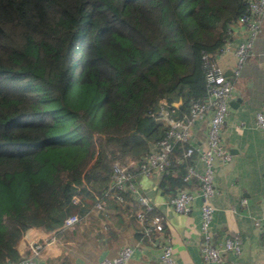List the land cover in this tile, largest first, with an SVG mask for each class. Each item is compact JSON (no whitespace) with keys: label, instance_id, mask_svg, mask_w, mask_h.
Wrapping results in <instances>:
<instances>
[{"label":"trees","instance_id":"trees-1","mask_svg":"<svg viewBox=\"0 0 264 264\" xmlns=\"http://www.w3.org/2000/svg\"><path fill=\"white\" fill-rule=\"evenodd\" d=\"M248 4L0 0V264L25 255L17 243L27 228H54L79 206L73 194L102 196L113 159L146 154L145 140L166 128L161 98L183 115L205 96L203 54L214 55L234 25L248 32L239 21ZM182 143L164 166L178 184ZM125 191L108 205L122 207Z\"/></svg>","mask_w":264,"mask_h":264},{"label":"crops","instance_id":"crops-1","mask_svg":"<svg viewBox=\"0 0 264 264\" xmlns=\"http://www.w3.org/2000/svg\"><path fill=\"white\" fill-rule=\"evenodd\" d=\"M246 32L243 26L234 25L230 35L231 49L214 54L217 64L233 79V89L221 128V140L231 158L226 162L217 158L213 160L216 190L210 197L214 204L210 230L218 242H222L227 235L238 233L239 252L222 249L220 262L205 261L201 254L202 235L199 227L201 199L193 197L191 208L186 213L176 211L170 202V197L178 189H194L198 178L193 176L183 184L174 183V178H165L168 173L165 167L151 174L140 173L137 171L140 157L129 158L125 163L135 171L137 190L125 191L122 207L108 205L112 202L107 198L105 206L97 208L94 206L95 198H81L78 195L79 206L71 211L79 214L77 222L68 227H60L59 224L51 229L31 226L19 239L18 251L27 254L30 241H42L43 247L36 258L39 264H97L101 257L112 256L121 245L130 244L135 247L125 264H164L159 254L162 246L170 243L174 264H264L261 225L264 215V125L257 126L255 123L256 111L264 114V17L261 30L253 41V53L246 58L239 75L235 77L236 55L233 47L245 39ZM170 113L175 117L182 116L177 107L172 108ZM209 114L210 111L203 118L190 123L189 139L183 142V146L189 142L199 147L205 146ZM145 141V151L155 149L153 139L147 138ZM187 161L199 171L203 169L197 154L188 157ZM172 173L174 177L178 168ZM138 194L150 198L156 211L153 214L162 215L160 229L152 228L145 232L146 221L140 222L135 217L136 211L144 209ZM243 198L245 201H242ZM103 213H108L105 215L107 219Z\"/></svg>","mask_w":264,"mask_h":264},{"label":"built area","instance_id":"built-area-1","mask_svg":"<svg viewBox=\"0 0 264 264\" xmlns=\"http://www.w3.org/2000/svg\"><path fill=\"white\" fill-rule=\"evenodd\" d=\"M248 8L249 13L239 17V21L245 23L248 32L245 39L238 41L233 47L236 55V66L233 72L235 77L239 75L243 62L253 53V41L260 31L261 22L264 17V0H249ZM228 49H231L229 39L220 45L216 51L223 52ZM203 57L206 60L204 63L205 96L203 98L192 99L189 102L187 113L179 117L171 115V109L168 107L164 98L159 100L157 115L166 128L164 129V133L155 140V149L149 150L139 159L137 171L144 174H151L156 169L163 168L167 165L174 144L176 142L188 141L190 123L195 119L203 118L210 111L207 118L205 146L199 147L189 142L182 151L183 157H190L197 154L199 159H201L203 163V169L201 171L196 169L192 163H187L182 173V179L184 181H188L191 177L195 176L198 178V183L194 189L186 187L178 189L170 197V202L176 211L186 213L191 208L193 197L198 196L201 199L199 224L202 235L201 254L205 261L218 263L222 260V249L234 252L240 251V237L238 233L227 235L222 242H218L210 230L214 211V204L210 200V197L216 190L213 183V160L217 158L222 162H226L231 158V154L221 140V128L228 113V99L233 89V79L224 73V70L215 61L214 55L204 53ZM255 118L257 126L264 125V114L261 111H256ZM110 175L111 183L105 189L102 196H96L95 198L94 206L97 208H103L105 206L108 195H115L119 200H122V190H137L134 182L135 171L131 170L127 164L121 163L118 159L112 160ZM71 200L78 202V195L73 194ZM138 200L144 209L136 211V217L140 222L146 221L144 225L145 232H148L152 228L160 229L162 227V215L153 214L150 217L146 215V211L154 206L150 198L144 194H138ZM242 201H245V199L243 198ZM78 219L79 214L77 212H71L63 217L60 227L71 226ZM258 221L257 218L256 222ZM261 225L264 236V215L261 217ZM28 246L29 253L20 257L13 264H39L36 258L43 247L42 241H30ZM134 247L130 244L121 245L114 255L101 257L97 261V264H125L133 254ZM159 258L164 264L175 263L172 245L170 243H165L162 246Z\"/></svg>","mask_w":264,"mask_h":264},{"label":"water","instance_id":"water-1","mask_svg":"<svg viewBox=\"0 0 264 264\" xmlns=\"http://www.w3.org/2000/svg\"><path fill=\"white\" fill-rule=\"evenodd\" d=\"M181 102V98L179 97L177 100L173 101V104H178Z\"/></svg>","mask_w":264,"mask_h":264}]
</instances>
